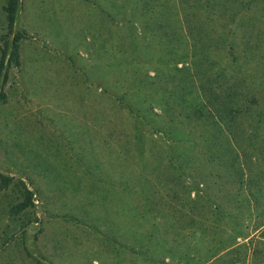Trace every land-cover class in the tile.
I'll list each match as a JSON object with an SVG mask.
<instances>
[{
	"label": "rangeland",
	"instance_id": "rangeland-1",
	"mask_svg": "<svg viewBox=\"0 0 264 264\" xmlns=\"http://www.w3.org/2000/svg\"><path fill=\"white\" fill-rule=\"evenodd\" d=\"M99 1L106 10L103 53L111 48L103 64L94 60L101 40L92 33L100 28ZM177 1L148 0L145 8L139 5L143 0H18L11 35L7 12L0 10V52L4 40L25 33L20 63L7 69L1 89L0 173L12 180L6 187L0 183V264H199L236 241L245 247L232 249L220 264H245L247 249L250 264L252 239L264 223V125L257 142L254 127L264 92L257 104H247V118L242 113L232 122L246 121L245 130L230 127L228 119L226 132H237L235 150L225 158L230 164L208 162L204 152L211 159L222 154L202 147L209 106L192 62L207 56L212 71L224 69L221 86L233 82L243 95L245 81L264 83V0H205L212 4L207 7L182 0V12ZM167 6L174 10L165 16ZM205 17L211 20L210 38H197ZM91 45L94 55H88ZM79 116L99 130L81 138L66 134L64 124L71 128ZM98 152L104 182L97 189L107 194L87 204L86 191L78 197L73 192L82 186L81 177L65 162H94ZM170 155L179 159L177 169L166 166ZM124 176L135 177L128 194L117 189L122 183L110 181ZM172 177L177 184L166 181ZM20 180L32 191V203L12 214L24 199ZM195 184L192 205L180 191ZM50 188L55 199L45 197ZM175 190L179 201L171 198ZM98 208L99 232L78 215ZM261 237L258 264H264ZM189 251L205 256L187 261L182 255ZM239 254L242 262H234Z\"/></svg>",
	"mask_w": 264,
	"mask_h": 264
},
{
	"label": "trees",
	"instance_id": "trees-1",
	"mask_svg": "<svg viewBox=\"0 0 264 264\" xmlns=\"http://www.w3.org/2000/svg\"><path fill=\"white\" fill-rule=\"evenodd\" d=\"M193 1V0H192ZM196 0H194L192 3L193 6H201V7H207V6H211V2H205V0H200L198 3L195 2ZM210 1V0H209ZM148 2V0H143V3H140L139 5H141L142 7L145 8H149L148 4H146ZM179 2V3H178ZM177 5L179 7V11H181V6H184V3L182 2V0H179L176 2ZM197 3V4H196ZM17 4H18V0H7L6 5H4V10L7 12V19H8V26H9V32L8 34L11 35L12 34V25L14 22V17H15V13H16V9H17ZM179 4H182L179 6ZM137 7V5L135 6V8ZM174 9L173 8H169V6H167L165 8V11L163 14L169 15L170 12H172ZM176 13H178V10H175ZM162 16V15H161ZM172 18L173 16H175L174 14H171ZM177 22V19L175 20ZM210 19L208 17L205 18H201V20L199 21V26L198 28L200 29L201 33L203 34H198L197 38L202 36V38H210L209 34H206L207 29H210V27H208V24L210 23ZM183 22L181 21L182 27H183ZM159 28L162 27H167V25L165 24L164 26L161 24H158ZM158 28V29H159ZM157 29V30H158ZM144 30V28H143ZM160 30V29H159ZM162 33V30H160ZM142 33V32H141ZM182 33V32H181ZM25 35V33L23 32H16L13 34V37L11 39H7L4 40V46L3 48H1V52H0V99L4 100L5 99V94L4 92L1 90L2 86L4 84V82L6 81L7 78V69L11 66H18L20 61H19V41L21 38H23ZM138 37H141V34L137 35ZM161 36V35H160ZM181 36L183 37V34H181ZM151 37H154L153 35ZM177 37H179V35H177ZM150 42V41H149ZM198 42V41H197ZM191 52H192V56H195V52H196V47L191 45ZM213 60H210L207 56H203V57H199L198 60L197 58L194 59V61L192 62L195 66V69L193 68V72L194 70H197V74H199V90L202 91L203 95L207 97V102L205 100V102L207 103V105L209 106V112H208V118L209 120H207L206 124H209V128L208 131L202 134V138H204L202 140L203 142V146H209L212 149H216L218 154H222V157H218V158H214L211 159L209 157V153H205L206 155V159L208 162H211L215 159H220L222 166H225L226 163L227 165H229V162H225V158L226 156L229 154L228 151H234V144H236L235 140H234V133H237L236 131H233L232 129L228 130V133L226 132V127L228 126V119H230V127H237L239 129H243L245 130L246 128V121L244 122V120H241L239 124L234 125L232 124V122H236L238 116H240L242 113L244 114V117L247 118V113L249 111V106L247 105L248 103L251 102H256V104L258 103L260 94L264 92V83L263 80L261 79H257L255 80V82H253L251 79L247 80V82L245 81V87L247 88V95L246 94H241L238 92L237 86L235 83H229L228 86H226V88H224L222 85V80L224 79V74L223 71L224 69H219L217 71H212L214 62H212ZM264 64V62H263ZM174 69L176 71L181 70L180 68L174 66ZM259 77H263L262 75ZM258 78V77H257ZM225 86V85H224ZM249 89H252L255 94H251L248 91ZM250 95V97H248ZM259 95V96H258ZM255 97V99L253 100V98ZM183 100V97H182ZM255 120H256V126L255 130H256V142L258 141V135H259V128L260 125H264V110H260L257 111V113L255 114ZM243 121V123H242ZM236 129V128H235ZM244 134V133H242ZM262 137L261 139L264 140V133L261 134ZM235 142V143H234ZM182 145V144H181ZM231 145V146H230ZM261 145H263L264 149V142L261 141ZM174 146V144H173ZM234 150H233V149ZM168 152H172V148L171 146L167 149ZM236 155V154H235ZM238 157V155L233 156L232 158L233 160ZM197 158L199 159V155L197 156ZM182 160V159H181ZM224 161V162H223ZM167 162V163H166ZM166 166L170 167V168H175L177 169L178 167L181 166V164H179V159L174 158V156L170 155L169 158H167L166 160ZM183 165H186L187 161L183 160ZM225 165H224V164ZM240 167V166H239ZM241 171V168H240ZM239 172V171H238ZM242 176L245 174L244 170L241 171ZM171 176L173 174H170ZM178 177V176H177ZM177 177L175 178H171V179H167L166 181H169V183H171V181H173L174 183L177 184L176 181ZM12 180V176H6L4 174L0 173V183H1V187H6L9 182ZM243 180V178H242ZM20 183L23 185V190H24V199L19 203L16 204L15 206H13L11 208V213L12 214H17L19 211L24 210L25 208H27L28 206H30V204L32 203V191L27 189L23 180H20ZM173 188V187H171ZM175 189V188H174ZM189 192H184L183 190L180 191L181 194H183V199L184 202H186L188 200H192V205H193V198L190 199L189 193L192 191H197L198 187L197 184L192 185V187H190ZM171 192V191H170ZM186 193V194H185ZM171 198H175V200L179 201L177 195H176V190L175 192H172L171 194ZM186 197V199H185ZM264 223H262L256 230H259V234L252 239V247H251V251H250V256H249V260H250V264H258L259 260H258V255H260L259 250H258V246L259 243H263L260 241L262 240V234H263V238H264ZM263 227V228H261ZM261 228V229H260ZM260 236V237H259ZM259 237V238H258ZM215 245V244H213ZM241 247H245V244H241L240 242H233L227 246H225V248H223L221 251H218L214 254H209L201 263L199 264H220V261L223 260L225 262V259L232 254V249L234 250H239L238 248ZM250 250V249H249ZM241 251V250H239ZM246 252V255H244V261L245 264H247V260H248V249ZM243 252V253H245ZM205 255H201L199 254L198 251H195L194 253H184L182 257L187 260V261H198L200 260V258H203ZM262 258H264V256H262ZM239 263L242 262V258H241V254L238 255L237 260ZM215 262V263H214Z\"/></svg>",
	"mask_w": 264,
	"mask_h": 264
},
{
	"label": "crops",
	"instance_id": "crops-1",
	"mask_svg": "<svg viewBox=\"0 0 264 264\" xmlns=\"http://www.w3.org/2000/svg\"><path fill=\"white\" fill-rule=\"evenodd\" d=\"M6 3H7V0H1V3H0V10L1 11L4 10L3 9V6ZM91 5H92V3L89 4V6H91ZM102 5L103 4L99 1V7H100V10H99V26H100V28H99V30H96V31H93L92 32L94 34V39L96 41L97 40H101V37L103 35V32H102L103 30L101 28V27H103V18L102 17L104 15V11H106V10H105L104 5L103 6ZM134 14H135V10H134ZM1 27L2 26H0V28ZM102 44H103V38H102L101 41H99V57L100 58H98V56H95L94 55L95 52H94V46L93 45H91L93 47V48H91L92 50H90V48L88 49L89 50V54L88 55H90L91 52H92L93 55H94V58H95L94 60L97 62V64H99V63L100 64H103V60H104L103 54L104 53L105 54H108V55H109V53H111V48H109V50H108L107 53L106 52L103 53L104 45H102ZM99 76H100V72H99ZM93 102H99V100L96 99ZM92 113L93 114H96V115L99 114L97 112H92ZM93 114H92V116H93ZM83 115L86 116L85 118H88L90 114H86V115L83 114ZM47 118H49V119L51 118L49 116V114H48ZM76 118L80 121V123L79 122L78 123L72 122L71 128L68 125V123L64 124V127H65L64 129L67 130L66 131V134H68L69 132H71L70 133L71 135H75V136L76 135L79 136L78 134H80L79 138H81V136H87V135H89L91 133L94 134L95 131H98L99 130V125L98 124H93L92 122H87L86 123L83 120V117L82 116H81V118H80V116L79 117H76ZM71 129H73V130H71ZM77 129H81V130L79 131ZM97 147H98L97 150L99 151V146H97ZM96 157H98L97 158L98 160H96L94 162H90V160H83V159H82V161L80 160L79 162H77V161L67 162V163L65 162V167L66 168H67V164H68V167L69 168L71 167L70 168L71 169L70 170V173H73L72 175H76V176H80L81 177L80 182H81L82 186H80V184H79V186L77 187L79 191L78 190H75L73 192H78V194L76 195L78 197L80 195L79 193H84L86 191V194H88V195H85V196L91 197V198H87V201H86L87 204H95V200L93 198H96L97 196H99V198L102 200L104 198L105 194H107V193H102L101 192L100 195H99V189H97V185L100 182H104V180L99 177V152H98V154H97ZM134 178H135L134 176H124L121 179L119 177H114L110 181L116 182L117 183L116 186H119L118 183H122V185H121L122 187L119 186V188H121V189H119V188H117V189L118 190H121V192L122 191H125V193L128 194V193H130V190H131L130 183L135 182V179ZM110 181H109V179L108 180H105V182H110ZM33 182L39 184L38 185V188L40 189V191L42 190L41 192H42V194H44L43 193V190L44 189L40 185L41 180H39V179L37 180V178H34ZM143 182H146V181H143ZM148 182L149 181H147V183ZM124 183H127V185L124 184ZM48 191H49V193H48ZM48 191L46 192L48 194H46L45 197H47V198H54L51 195V192H53V190L50 188V189H48ZM111 193H112V196H116V194H115L114 191H112ZM81 196H84V194H82ZM67 203L68 202H65V200H62L61 201V204H67ZM120 203L123 204L124 202L123 201H119V204ZM121 206H123V205H121ZM78 215L83 216V221H85V223H87L88 225L94 226L95 229H96V231L99 232V208L96 209L95 211H93V210L92 211L91 210L90 211H84L83 210L82 212H79L78 211ZM118 229L121 230L120 228H118ZM86 236H91V234H89V235H82V237H86ZM95 236L97 237V235H95V234L92 237H95ZM97 238H99V237H97Z\"/></svg>",
	"mask_w": 264,
	"mask_h": 264
}]
</instances>
